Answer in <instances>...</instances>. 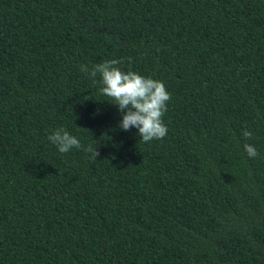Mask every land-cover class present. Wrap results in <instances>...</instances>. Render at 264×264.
<instances>
[{
	"label": "trees",
	"instance_id": "trees-1",
	"mask_svg": "<svg viewBox=\"0 0 264 264\" xmlns=\"http://www.w3.org/2000/svg\"><path fill=\"white\" fill-rule=\"evenodd\" d=\"M112 59L163 139L81 71ZM0 264H264V0H0Z\"/></svg>",
	"mask_w": 264,
	"mask_h": 264
},
{
	"label": "clouds",
	"instance_id": "clouds-1",
	"mask_svg": "<svg viewBox=\"0 0 264 264\" xmlns=\"http://www.w3.org/2000/svg\"><path fill=\"white\" fill-rule=\"evenodd\" d=\"M121 63L122 61L116 59L105 60L90 70L86 65H81V71L88 73L93 80L100 75L102 87L99 92L109 98L108 102L114 101L110 103L118 107L122 116L119 123L121 130L138 129V135L144 143L163 139L168 129L162 117L167 111L170 93L162 81L144 77L134 71H122L119 67ZM243 136L247 140L252 138L253 133L245 129ZM48 139L61 153L82 147L80 140L63 128L56 129ZM244 148L249 157L255 158L258 155L252 144L246 143ZM97 149L89 145L84 150L91 153L90 158L96 160L100 155Z\"/></svg>",
	"mask_w": 264,
	"mask_h": 264
}]
</instances>
